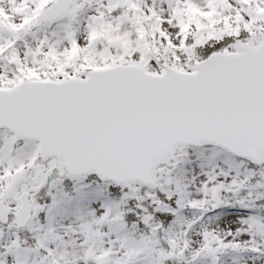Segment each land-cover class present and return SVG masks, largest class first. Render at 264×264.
Segmentation results:
<instances>
[{
	"label": "snow or ice",
	"instance_id": "1",
	"mask_svg": "<svg viewBox=\"0 0 264 264\" xmlns=\"http://www.w3.org/2000/svg\"><path fill=\"white\" fill-rule=\"evenodd\" d=\"M0 264H264V0H0Z\"/></svg>",
	"mask_w": 264,
	"mask_h": 264
}]
</instances>
